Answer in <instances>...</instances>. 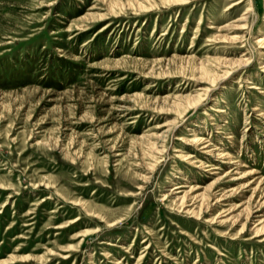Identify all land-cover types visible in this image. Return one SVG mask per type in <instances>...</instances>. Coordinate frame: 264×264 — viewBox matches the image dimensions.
Masks as SVG:
<instances>
[{"label":"rangeland","instance_id":"rangeland-1","mask_svg":"<svg viewBox=\"0 0 264 264\" xmlns=\"http://www.w3.org/2000/svg\"><path fill=\"white\" fill-rule=\"evenodd\" d=\"M0 264H264V0H0Z\"/></svg>","mask_w":264,"mask_h":264},{"label":"bare ground","instance_id":"bare-ground-1","mask_svg":"<svg viewBox=\"0 0 264 264\" xmlns=\"http://www.w3.org/2000/svg\"><path fill=\"white\" fill-rule=\"evenodd\" d=\"M192 140H193V139H192ZM194 141H195L196 144H197V142H198L199 140H198V139H195ZM199 143H200V142H199ZM203 148H208V146H204ZM214 150H215V148H214L213 150H211L210 152L212 153ZM220 154H221V153H220ZM220 154L217 156V158H220V157L223 156L222 154H221V155H220ZM216 155H217V154H216ZM226 157L229 158V157H232V156H230V154H226ZM231 162H232V161H231ZM75 221H76V220H75Z\"/></svg>","mask_w":264,"mask_h":264}]
</instances>
